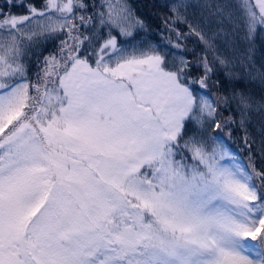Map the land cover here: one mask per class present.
<instances>
[{
  "label": "snow or ice",
  "instance_id": "snow-or-ice-1",
  "mask_svg": "<svg viewBox=\"0 0 264 264\" xmlns=\"http://www.w3.org/2000/svg\"><path fill=\"white\" fill-rule=\"evenodd\" d=\"M163 7L199 55L137 40L126 0L0 5V264H264V167L248 133L264 96L213 79L264 84L252 60L264 0ZM237 128L248 163L221 135Z\"/></svg>",
  "mask_w": 264,
  "mask_h": 264
},
{
  "label": "trees",
  "instance_id": "trees-1",
  "mask_svg": "<svg viewBox=\"0 0 264 264\" xmlns=\"http://www.w3.org/2000/svg\"><path fill=\"white\" fill-rule=\"evenodd\" d=\"M17 3L20 0H16ZM33 3L36 6H42L43 0H24V3ZM92 0H89L91 3ZM99 2V0H97ZM128 6L132 9L133 14L144 22V29L140 30L139 36H137V40L142 37H146L153 44H157L161 46V50L171 49L172 44L180 42L190 51L199 55L202 50V45L200 44L197 37L194 35H188L189 29L183 23L176 25V29L180 32L184 33L186 38L178 41L175 35V32H170L168 27L165 25V20L172 14L169 10L163 5L169 0H126ZM189 2H203V0H189ZM229 3L234 6L240 4V0H228ZM4 3V0H0V5ZM236 10V9H234ZM12 12L14 14H24V8H13ZM189 20L192 19L191 10L188 14ZM240 39L237 40L239 47L241 49H246L248 47V42L243 40V33H240ZM120 42L123 43V38H119ZM171 41V43H169ZM59 41H48L46 43H42L39 48L34 49L36 53H42L43 55H47L48 52L53 51L56 44ZM252 60L254 63V67L257 70H264V29H257L253 37L252 43ZM42 58V57H41ZM190 59L193 57H189ZM35 56L29 54V59L25 62L28 64L30 69L29 76L31 79H35L34 73L36 71L35 64ZM213 79H219V91L221 93L230 94L232 91L244 92L249 95H252L257 100L260 99L261 96H264V84L258 79H250L247 75H241L239 79H230L227 78L223 72H220L217 76L213 77ZM217 94V89L213 88L210 90V95L215 98ZM230 113L225 112L224 116L227 117ZM225 132H222L221 135L225 137L227 141V145L230 147V150L238 155V157L244 162L248 163L249 150L244 144L242 140L243 133L238 128L232 132L231 139H228L225 135ZM248 133L251 141H254L252 144V152L254 154V160L257 168L264 167V152H261V144L264 142V115H262L259 111H254L249 119L248 123Z\"/></svg>",
  "mask_w": 264,
  "mask_h": 264
}]
</instances>
